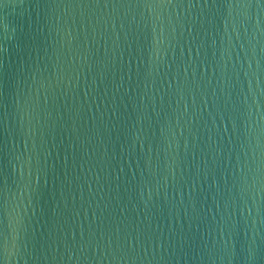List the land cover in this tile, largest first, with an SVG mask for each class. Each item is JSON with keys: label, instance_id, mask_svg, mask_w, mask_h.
<instances>
[{"label": "water", "instance_id": "1", "mask_svg": "<svg viewBox=\"0 0 264 264\" xmlns=\"http://www.w3.org/2000/svg\"><path fill=\"white\" fill-rule=\"evenodd\" d=\"M0 264H264V0H0Z\"/></svg>", "mask_w": 264, "mask_h": 264}]
</instances>
